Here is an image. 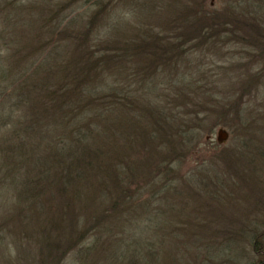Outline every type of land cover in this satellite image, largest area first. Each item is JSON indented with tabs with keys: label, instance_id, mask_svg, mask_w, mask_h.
<instances>
[{
	"label": "trees",
	"instance_id": "16d2710c",
	"mask_svg": "<svg viewBox=\"0 0 264 264\" xmlns=\"http://www.w3.org/2000/svg\"><path fill=\"white\" fill-rule=\"evenodd\" d=\"M174 1L169 15L186 10L192 17V7L203 15L187 26H109V13L100 26H75L67 1L0 0L2 26H12L6 37L0 32V222L10 220L29 264H66L70 254L69 264H158L165 244L173 247L168 264H235L212 257L215 248L206 244L215 234L222 243L231 221L211 218L221 228L209 227L206 236L197 225L204 205L194 200L230 201L235 192L240 200L247 177L239 170L259 158L235 163L251 144L225 164V177L214 172L210 182L176 175L171 165L197 143L195 127L216 118L209 85L248 54L252 36L224 26L220 10L204 9L203 0L186 8ZM223 103L219 113L234 109ZM258 198L242 222L249 231L236 233L248 241L251 264H264ZM190 206L191 221L174 214ZM187 220L190 227H180ZM197 248L206 250L204 263Z\"/></svg>",
	"mask_w": 264,
	"mask_h": 264
},
{
	"label": "rangeland",
	"instance_id": "374dc122",
	"mask_svg": "<svg viewBox=\"0 0 264 264\" xmlns=\"http://www.w3.org/2000/svg\"><path fill=\"white\" fill-rule=\"evenodd\" d=\"M32 1L35 4L41 2V0ZM52 1L54 3L67 1L68 9L70 6L75 8V12L72 14L77 16L75 24L78 25L75 26H82L81 24L83 23L85 24L83 26H86V21L91 23L89 26H100L102 25L100 22L101 18L107 19L106 16H109V13V26H114L116 23L118 25L120 22V26H187L189 21L194 20V18L198 20L203 15V12L199 13L195 7H192L190 0L178 1L184 8L190 5L192 11L195 10V12L190 14L192 17H189L188 13L186 16V10L177 12L180 13L179 15H169L171 12L177 11V7L171 4L174 0H101L99 3L102 8L99 10V13H96L99 9L96 3L98 0ZM195 1L199 4V0ZM203 4L206 5L204 9H208L209 4L211 11L220 10V14L225 17L222 18L225 22L224 26H241L246 29V32L252 36L248 44H251V46H249L248 54L241 57L238 54V57H235L232 63H230L232 65L226 64L227 71H223L217 79L221 77L226 78L220 79V81L216 80L209 85L211 88L208 92V97L214 101L209 102L210 104L208 105L216 109V113H214L216 118L214 116L208 117L205 120L207 125L204 130L195 127L194 132L199 135L196 138L197 143L187 151V154L178 155L179 157L175 159L177 162H174L171 166L173 171L175 170L176 175L186 177L191 175L197 176L200 178L199 180H202V184L203 181L209 180L214 172H219L220 175L225 177L226 175L222 173L223 171L227 172L226 169L228 170V166H225V164H230L231 161L229 159L239 154L236 151H239L242 145L251 144L252 149L250 154L243 155L244 157H241L235 163V166L239 167L244 162H247V160L251 161V158L254 156L258 157L259 160L251 161L249 166L247 164L239 170L243 177H247L242 184L241 180L236 179L237 177L232 178V182L241 184L240 200L238 199V192L234 193V198L230 199V201H227L225 197L216 198L215 196L216 200L204 202L213 199V196H208L207 194L200 195L198 199L194 200L196 203L202 202L204 205L201 215L198 213L197 225L202 223L203 229L207 230L203 232L206 236L211 233L209 227L221 228L220 226H214V221H209L211 218L219 222L224 220L231 221L227 222L223 227L224 235H221L224 237L221 239L222 243L220 241L217 242V238L211 239L216 237V234L206 239V244L211 243L213 245H210L212 246L210 248H215L214 252L216 254L212 255V257L226 259V262L229 263L236 259L235 264H251L253 258H251L248 241L240 238L236 233L249 231L245 230L242 224L246 220V210L251 206L254 199L255 201H261L258 196L264 197V0H203ZM222 5L232 9L228 10L226 8L225 10H221ZM66 11L70 12L71 10ZM1 13L4 15V12L0 10V32L2 31V35L6 37L10 33L12 26H2L1 19L4 16ZM80 13L83 16V20L78 19L80 16L78 14ZM38 14L40 15V12L33 14V17L35 18ZM59 15L61 16V14ZM10 20L13 24L12 16ZM7 24L10 25V23ZM2 49V55L9 57V53L12 50L9 47V51L5 48ZM206 56L208 58V55ZM228 78H230V81ZM223 101L229 102L228 104L230 105L232 104L234 109L228 106L219 113L217 110L222 107V104H225ZM213 102H216V104H213ZM214 120L219 121V124L214 125V123H217ZM219 128H223L228 133V137L223 143L216 141L217 130ZM190 152L192 153L190 154ZM212 188V193L214 194L218 186L213 185ZM247 194H249V197ZM189 196L193 198V194H189ZM260 204V202L256 203L255 208L257 209L258 207L259 209L261 207ZM174 214H182L191 221L194 211L190 206L183 210L182 208L177 209ZM200 216H203L205 219L200 218ZM201 220L206 221L207 224ZM10 224V220H4L3 223L0 222V226H3L0 228V236H3V239H0V264H29V256H25L29 249L25 251L24 247H22V241L19 243L13 239L15 234L13 231L9 232ZM186 225L190 227L189 222L180 225V227H186ZM216 229H213V231H216ZM223 230L221 229V231ZM180 241L179 239L178 242ZM228 242H230V245L227 244ZM197 246L199 247V245ZM162 248H164V251H162V255L158 258V264H168L166 256L167 254L170 255V250L173 247L165 244ZM194 253L198 255L199 262L204 263L203 259L207 256L205 255L206 250L197 248ZM72 257L74 258L72 254L67 256L66 264H69ZM87 260L89 258L83 259L81 264H84ZM184 261L187 262V260Z\"/></svg>",
	"mask_w": 264,
	"mask_h": 264
},
{
	"label": "water",
	"instance_id": "95a60500",
	"mask_svg": "<svg viewBox=\"0 0 264 264\" xmlns=\"http://www.w3.org/2000/svg\"><path fill=\"white\" fill-rule=\"evenodd\" d=\"M227 137H228V133H227L226 130H224L223 128H219L217 130L216 141L218 143L225 142V140L227 139Z\"/></svg>",
	"mask_w": 264,
	"mask_h": 264
}]
</instances>
